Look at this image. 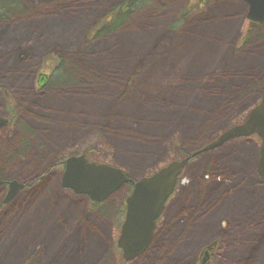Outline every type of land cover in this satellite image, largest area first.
<instances>
[{
  "label": "rangeland",
  "instance_id": "374dc122",
  "mask_svg": "<svg viewBox=\"0 0 264 264\" xmlns=\"http://www.w3.org/2000/svg\"><path fill=\"white\" fill-rule=\"evenodd\" d=\"M12 1L16 5L20 0ZM122 1L25 0L34 11L20 20L10 15L7 24L0 20V118L12 119L10 127L0 131V147L17 140L21 125L24 135L30 126L28 147L47 166L33 169L31 153L21 159L19 147L5 149L0 168L7 179L26 181L30 188L34 176L45 181L56 159L88 154L89 162L117 166L137 182L243 124L261 102L264 82L244 99L214 104L207 97L228 94L225 87L235 80L229 75L234 72L223 74V68H242L234 65L232 56L250 51L239 62L251 64L254 53L264 52V22L252 28L243 1L213 0L182 19L192 0H152L130 13L115 32L95 38V28L108 21L111 10ZM223 17L234 19L227 22ZM57 61L62 72L55 79L74 68L78 82L45 85L44 90L37 87L39 72L45 67L43 74L50 75ZM207 103L209 108L202 106ZM182 104L185 109L179 112ZM177 114L188 117L186 126ZM260 147L257 136L240 138L191 160L158 222L154 243L129 263H123L122 254L113 250L125 219V215L118 217V210L128 190L91 209L88 197L63 189V172L56 171L50 191L62 189L71 196L67 200L72 202L71 209L82 210V218L99 229L104 243L90 239L76 220L63 223L62 214L57 218L60 225L51 231L52 235L62 233L52 238L54 243L39 246V233L49 232L50 218L47 225L22 239L28 227L23 220L3 229L1 237H8L0 242V264H23L29 254L31 264H64L66 257H72L73 264H101L104 253L109 259L103 264H198L204 248L214 241H219V249L212 264H264V182L256 170ZM206 169L214 178L205 177L203 183ZM32 193L23 191L13 204ZM50 206L56 211L55 205ZM38 210L43 211L41 204L33 206V211ZM75 238L83 246L88 243L87 251L77 250ZM52 247L66 252L56 258L49 252ZM35 249L33 256L29 251Z\"/></svg>",
  "mask_w": 264,
  "mask_h": 264
},
{
  "label": "trees",
  "instance_id": "16d2710c",
  "mask_svg": "<svg viewBox=\"0 0 264 264\" xmlns=\"http://www.w3.org/2000/svg\"><path fill=\"white\" fill-rule=\"evenodd\" d=\"M193 2L190 4L189 7H187L183 13H182V19H186L190 14L195 13V12H200L204 7L208 6L210 3H212L213 0H192ZM14 1L12 0H0V20L2 23L7 24L8 21H10V15L13 16H17L18 20H20V18H23V16H26L27 14H29V11H34L31 10L33 8H29L26 7L27 3L25 2V0H20L19 3H17L15 5V2L12 3ZM152 3V0H123L121 2V4H119L118 6L114 7L111 10V14L109 17V20L107 21L106 19H104L101 23L98 24V26L95 28L94 30V37L95 38H100L102 36L111 34L113 32H115L118 28H120L123 23L126 21V19L135 11L144 8L147 5H150ZM14 10V11H13ZM131 13V14H130ZM215 15V14H214ZM225 21L227 22H232L231 20L234 19V17H223ZM246 18V17H245ZM208 26V25H207ZM92 33V34H93ZM244 47V45L241 46V48ZM263 50H264V45L262 46ZM250 51L248 52H241V54H237L235 56H232V58L234 59V65L238 66L241 65L242 68L240 67V69L233 71L234 68L231 69L230 68H223L224 72L223 74L228 75V73H232L233 74H229L230 76H232L233 80L232 82H230V85H226L225 87V91L228 92L229 97H225L226 92H224V94L222 95H218L219 98L217 97H213V94H208L207 97H211L212 102H214V104H218L220 102H232L235 100H240V99H244L245 97L248 96V94L252 95L253 93H256L262 86V83L264 82V52H257L254 53L251 57L250 60L254 61L253 63L251 62V64H254V66H256V68L251 67V64L249 62H245L244 60H241L239 62V59L244 57L245 55L248 56ZM252 54V53H251ZM230 56V55H229ZM56 66L54 67V69L52 70V73L49 75V79H48V83H46L45 85L47 87H52L54 85L62 84L63 85H70V82H76L77 78L74 72V68H72L69 71H66L64 73V75L60 78L55 79V75L57 74V72H59L61 69V64L60 62H56ZM226 65V64H225ZM228 66V65H226ZM232 70V71H231ZM74 72V73H72ZM75 75V76H74ZM228 77V76H227ZM210 78H213V76H210ZM78 82V81H77ZM44 88H46L45 86L42 88L44 90ZM217 102V103H216ZM204 107H208L209 108V103H207L206 105H202ZM185 109V106L182 104L181 105V109H179V112H182V110ZM186 110H188L186 108ZM212 116V114H211ZM177 118H179V121H182V125L186 126V122L188 120H186L185 115H180L177 114ZM213 118V117H212ZM47 118H45L46 120ZM44 120V121H45ZM208 122V121H207ZM180 123V122H179ZM210 123V122H209ZM42 124V123H41ZM23 125H21V127L18 129V132L16 133V136H18L17 140H12L9 141L7 144H3L2 147H0V155L1 152L5 153L7 156V150H12L17 147H19V156L18 158L23 159L24 156L27 154H32V161H37L38 166L35 165L34 162L29 163L32 165V168H39V166H41L45 160H43V158H40L39 156H37V154L33 151H30L29 149V140H31V136H32V128L29 126L30 131H28V133L26 135H24V130H23ZM27 139V141H24L23 138ZM31 137V138H30ZM142 135H141V140H142ZM10 139V137L8 138ZM6 149V151L4 152V150ZM30 152H27V151ZM10 153V152H9ZM15 156L17 155L14 154ZM81 155V154H78ZM88 155V154H87ZM86 155V156H87ZM191 154L187 153L184 156L189 157ZM28 158V156H26ZM1 158V157H0ZM29 159V160H30ZM67 158H58L56 159L51 166H49L48 168L51 169V174L47 175L46 174V179L45 181H42L40 179H38V183L36 188L32 191L33 193L31 195H29L28 197L26 196V198L24 200H19L18 203L12 204L9 207H5L3 205V203L0 204V213L5 211V216L0 215V237L1 234L3 233V229L7 228V230L12 226L13 223H22L23 220H25L28 224V227L25 229L24 234L21 236V238L23 239L24 235H28L30 234L34 229H38L39 227H44L45 225H47V220L50 218V223H49V232H41L39 233V246L42 245V243H54L55 239H52L54 236L58 237L61 233L62 230H60L57 234L52 235L53 230H55L56 226L60 225V221L57 218H60L61 215H64V220L63 223H67L70 222L72 223L74 220H76V222H80L79 227L82 225L85 227L84 230L87 231L88 235L92 238H96L97 240H100L101 243H104V238L103 235L100 234L99 229L95 228L94 226H89L87 225V221L85 220V218H82V210H78V211H73L72 208V202L69 201L67 202L68 198H70L71 196H69L68 194H65L62 189H57L54 191V193H52L50 190V183L52 182V179L54 177H57V172L56 171H63L64 167H65V161ZM195 158L192 159L195 160ZM49 161V160H48ZM92 161V160H91ZM94 162V161H93ZM8 166H10L11 161H8ZM19 162H15L13 161V165H18L21 166L20 164H18ZM111 165V164H110ZM114 166V165H113ZM117 167V166H116ZM22 170H26L24 168H21ZM161 169V168H160ZM155 170L152 173H149L147 176H151L152 174H154L155 172L159 171ZM123 170V169H122ZM128 175V174H127ZM144 176V177H147ZM205 177H212L211 172L208 171L206 169L205 175L203 176V183H206ZM34 178H36V176H34ZM52 178V179H51ZM134 183L135 180L131 179V181L121 189H127L128 193L127 196H129L132 193L133 187H134ZM57 184H59L58 180H57ZM120 191V192H121ZM222 192V191H221ZM2 193V192H1ZM71 195H74L72 192H68ZM50 195H53L55 200H53V198L51 199V201L48 199V197ZM220 195H222V193H220ZM64 200H66L64 202ZM48 201L50 202V204L55 205L56 207V211L54 210L53 207L50 206V204L48 203ZM91 205V209H95V208H99V204L97 203H93V202H89ZM38 205L40 208V204L43 207V211L38 210V211H33V206L34 205ZM63 208H61V211H57L59 206H62ZM13 207V208H12ZM5 209V210H4ZM16 212V214H15ZM126 213V205L124 204L123 208L118 210V217L122 215H125ZM9 215V216H8ZM60 216V217H59ZM62 218V217H61ZM78 218V219H77ZM18 220L17 222H14L13 220ZM53 219H56V223L52 224L51 221ZM79 220V221H78ZM10 225V226H9ZM62 226V225H61ZM48 227V226H47ZM117 229L119 230V228L117 227ZM80 235V234H78ZM8 236L6 234H3L2 237L0 238V242H3ZM22 239H20L19 241H22ZM74 242L78 245L77 250L79 251H87L88 249V243H84V246L82 245L83 242H77V239H74ZM17 243V242H16ZM48 244H46L47 246ZM39 249V248H38ZM35 249L34 250H30L29 252L32 253V255H35V252L38 250ZM113 250L117 253L121 254V250L118 249L117 244L115 243L113 246ZM28 251V250H26ZM27 252V253H29ZM49 252L53 253L56 255V258L60 257L64 252H66V250L64 249H60V248H54L52 247ZM104 257L102 256V259L100 260L101 262L105 263L109 258L105 257L106 253H104ZM92 257L93 255H95L94 253L91 254ZM32 259H31V255L29 254L27 261H24L23 264H31ZM73 258L72 257H66L64 264H73ZM76 261V260H75ZM84 261V260H83ZM86 261V260H85ZM101 263V264H103ZM123 263H125L123 261ZM50 264H56V263H50Z\"/></svg>",
  "mask_w": 264,
  "mask_h": 264
},
{
  "label": "water",
  "instance_id": "95a60500",
  "mask_svg": "<svg viewBox=\"0 0 264 264\" xmlns=\"http://www.w3.org/2000/svg\"><path fill=\"white\" fill-rule=\"evenodd\" d=\"M221 1V0H214ZM247 7V20L254 25L264 22V0H241ZM8 120L0 118V129ZM258 136L261 140L256 170L264 182V95L252 110L247 120L224 132L211 144L192 156L174 161L134 183L131 195L126 199V215L117 241L125 262H133L150 248L155 237L157 221L164 214L167 203L175 194L184 170L192 158L202 153L218 149L229 141ZM131 181L120 168L109 164L89 162L85 155L71 156L65 162L61 185L79 196H86L95 203H103L119 192ZM4 184L0 176V186ZM9 191L5 203H10L24 185L17 181L8 182ZM212 250V247L208 248Z\"/></svg>",
  "mask_w": 264,
  "mask_h": 264
},
{
  "label": "flooded vegetation",
  "instance_id": "af4514ba",
  "mask_svg": "<svg viewBox=\"0 0 264 264\" xmlns=\"http://www.w3.org/2000/svg\"><path fill=\"white\" fill-rule=\"evenodd\" d=\"M249 24H250V26L253 28V27H255V26H259V25H254V24H252L250 21H249ZM40 76H38V78H39ZM4 119H7L8 120V124L7 125H5L4 127H2L1 129H0V131L1 130H3L5 127H10V125H11V123H12V119H10V118H4ZM81 155H86V154H81ZM38 156V155H37ZM44 160V159H43ZM30 162L29 163H32L33 161H32V159H30L29 160ZM37 166H38V164H36ZM42 166H45V167H47L46 165H42ZM63 172V171H62ZM21 175H23V173L21 174ZM0 176L2 177V180L4 181V184L2 185V186H0V204L1 203H3V205L7 208V207H9L10 205H12L14 202H15V199H17V196H20L22 193H23V191L25 192V191H33L35 188H36V186H37V183H38V179H42L41 177H39V176H36V178H34V180L33 179H31V180H33L34 181V186L32 185V187H26V181H24L23 183H20V184H22V185H24L26 188H24L23 190H21L20 192H19V194L10 202V203H5V200H6V198H7V193H8V191H9V185H8V182H14L12 179L13 178H6L4 175H3V173H2V170H1V168H0ZM12 180V181H11ZM24 180H28V178H25ZM19 183V182H18ZM64 189V188H63ZM65 190H67V189H65ZM68 191H70V192H72L71 190H68ZM2 192V193H1ZM74 195H75V193L74 192H72ZM77 195V194H76ZM114 196V195H113ZM112 196V197H113ZM111 197V198H112ZM110 198V199H111ZM109 199V200H110ZM107 203V201L106 202H104V203H100L99 205V207H101V206H104L105 204ZM108 209H109V206L107 207ZM106 208V209H107ZM5 210V209H4ZM103 213H104V210H103ZM0 215H2V216H5V211H3V212H1L0 213ZM155 235H156V233H155ZM155 238V237H154ZM154 240L155 239H153V242H152V244L154 243ZM152 244H151V246H152ZM210 245H212L211 247H212V250H208V248H204V250H203V252L201 253V258H200V260H198V264H212V262H213V256H214V254L217 252V250L219 249V241H214V242H212ZM150 246V247H151ZM121 254H122V256H123V253H122V251H121ZM134 262V261H133ZM126 263H129V262H126Z\"/></svg>",
  "mask_w": 264,
  "mask_h": 264
},
{
  "label": "bare ground",
  "instance_id": "6f19581e",
  "mask_svg": "<svg viewBox=\"0 0 264 264\" xmlns=\"http://www.w3.org/2000/svg\"><path fill=\"white\" fill-rule=\"evenodd\" d=\"M76 68V67H75ZM76 81H78V78H77V80ZM110 110H113V107L112 106H110ZM209 125V124H208Z\"/></svg>",
  "mask_w": 264,
  "mask_h": 264
}]
</instances>
